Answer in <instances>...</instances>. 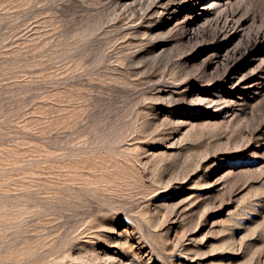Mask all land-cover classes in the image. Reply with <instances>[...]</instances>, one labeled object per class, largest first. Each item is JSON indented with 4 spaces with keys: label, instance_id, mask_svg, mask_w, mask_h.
I'll list each match as a JSON object with an SVG mask.
<instances>
[{
    "label": "rangeland",
    "instance_id": "374dc122",
    "mask_svg": "<svg viewBox=\"0 0 264 264\" xmlns=\"http://www.w3.org/2000/svg\"><path fill=\"white\" fill-rule=\"evenodd\" d=\"M263 41L264 0H0V264H264Z\"/></svg>",
    "mask_w": 264,
    "mask_h": 264
},
{
    "label": "bare ground",
    "instance_id": "6f19581e",
    "mask_svg": "<svg viewBox=\"0 0 264 264\" xmlns=\"http://www.w3.org/2000/svg\"><path fill=\"white\" fill-rule=\"evenodd\" d=\"M186 39H189L191 38L192 36L189 34V33H186L185 36H184ZM255 40V39H254ZM253 41V40H252ZM257 41V40H256ZM264 42V41H263ZM201 93V92H200Z\"/></svg>",
    "mask_w": 264,
    "mask_h": 264
}]
</instances>
